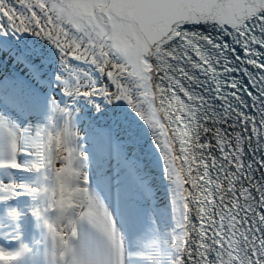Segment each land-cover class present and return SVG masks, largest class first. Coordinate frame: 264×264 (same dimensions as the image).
Returning a JSON list of instances; mask_svg holds the SVG:
<instances>
[{"label":"snow or ice","instance_id":"1","mask_svg":"<svg viewBox=\"0 0 264 264\" xmlns=\"http://www.w3.org/2000/svg\"><path fill=\"white\" fill-rule=\"evenodd\" d=\"M0 264H264V0H0Z\"/></svg>","mask_w":264,"mask_h":264},{"label":"bare ground","instance_id":"2","mask_svg":"<svg viewBox=\"0 0 264 264\" xmlns=\"http://www.w3.org/2000/svg\"><path fill=\"white\" fill-rule=\"evenodd\" d=\"M9 70H11L10 67H9ZM105 83H106V81H105ZM125 107H127V106L125 105ZM121 111H122V109L116 110L115 115L119 116ZM112 116H113V113L110 112L108 117H105L104 119L101 120V123H104L105 120L108 123H111L112 122V120H111ZM80 135H84L83 131L80 132ZM145 139L146 140H150V133L148 134V136H146ZM147 159L148 160H152V159H154V157L150 156ZM148 170H149L151 176L154 178L153 191H154L156 199L158 201L167 200V198H168L167 183H166L165 180L162 179V177L160 175V169L157 168L155 164H149L148 165Z\"/></svg>","mask_w":264,"mask_h":264}]
</instances>
